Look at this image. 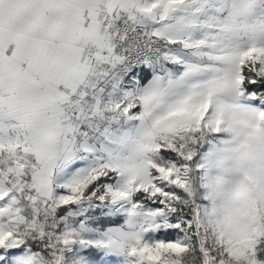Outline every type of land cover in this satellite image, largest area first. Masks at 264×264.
Instances as JSON below:
<instances>
[{
	"label": "snow or ice",
	"instance_id": "1",
	"mask_svg": "<svg viewBox=\"0 0 264 264\" xmlns=\"http://www.w3.org/2000/svg\"><path fill=\"white\" fill-rule=\"evenodd\" d=\"M0 264H264V0H0Z\"/></svg>",
	"mask_w": 264,
	"mask_h": 264
}]
</instances>
